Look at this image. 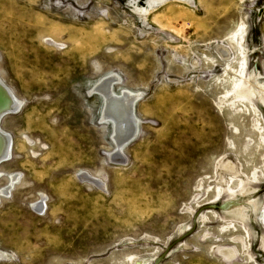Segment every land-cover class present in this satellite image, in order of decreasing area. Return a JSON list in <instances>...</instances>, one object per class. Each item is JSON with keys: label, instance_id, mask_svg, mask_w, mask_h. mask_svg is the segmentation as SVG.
I'll list each match as a JSON object with an SVG mask.
<instances>
[{"label": "rangeland", "instance_id": "obj_1", "mask_svg": "<svg viewBox=\"0 0 264 264\" xmlns=\"http://www.w3.org/2000/svg\"><path fill=\"white\" fill-rule=\"evenodd\" d=\"M0 80V264H264V0H0Z\"/></svg>", "mask_w": 264, "mask_h": 264}, {"label": "bare ground", "instance_id": "obj_2", "mask_svg": "<svg viewBox=\"0 0 264 264\" xmlns=\"http://www.w3.org/2000/svg\"><path fill=\"white\" fill-rule=\"evenodd\" d=\"M113 84L114 79H105L100 85L97 84L98 86L94 89L100 95L98 93L96 94L104 99L103 120L106 122L109 121L114 125L113 139L119 144L125 145V143L133 138L134 133L137 134L138 123L135 117L134 105L138 96L127 94L125 91L119 95H115L112 91ZM246 86L240 80L233 83V91L236 99H250L253 94ZM21 105V102L16 99L13 93L0 80V122L4 116L19 112ZM11 157V138L0 128V165L8 162ZM14 180L16 179L12 177L9 182L11 185L7 189L1 190L0 195L7 194L9 189L14 185ZM37 208L39 209V207ZM2 257L6 256L0 253V258Z\"/></svg>", "mask_w": 264, "mask_h": 264}]
</instances>
